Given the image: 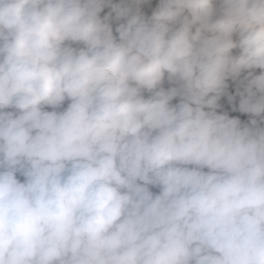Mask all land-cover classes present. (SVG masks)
I'll return each mask as SVG.
<instances>
[{
  "label": "clouds",
  "instance_id": "obj_1",
  "mask_svg": "<svg viewBox=\"0 0 264 264\" xmlns=\"http://www.w3.org/2000/svg\"><path fill=\"white\" fill-rule=\"evenodd\" d=\"M0 264H264V0H0Z\"/></svg>",
  "mask_w": 264,
  "mask_h": 264
},
{
  "label": "trees",
  "instance_id": "obj_2",
  "mask_svg": "<svg viewBox=\"0 0 264 264\" xmlns=\"http://www.w3.org/2000/svg\"><path fill=\"white\" fill-rule=\"evenodd\" d=\"M155 2H156V0H154V3H155ZM108 10H109V9L106 8V9H105V12H107ZM114 27H115V24H114ZM232 90L234 91V88H233ZM229 114H230V115H240L242 120H246V119H247V115H246V114H239V113H236V112H232L230 109H229ZM152 190H153L154 192H158V191H159V189L156 188V187H153Z\"/></svg>",
  "mask_w": 264,
  "mask_h": 264
}]
</instances>
